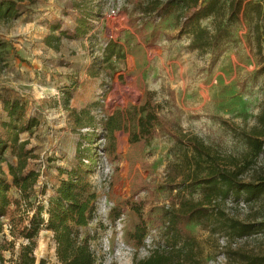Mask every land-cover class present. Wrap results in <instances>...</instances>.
<instances>
[{
    "label": "rangeland",
    "instance_id": "374dc122",
    "mask_svg": "<svg viewBox=\"0 0 264 264\" xmlns=\"http://www.w3.org/2000/svg\"><path fill=\"white\" fill-rule=\"evenodd\" d=\"M152 1L167 0H37L23 4L15 19L0 23V93L23 99L26 116L38 118L42 128L30 142L35 148L29 147L38 156L34 165L44 172L33 202L39 199V206L47 207L50 187L57 183L56 167L74 165L83 135L94 134L91 181L98 211L84 231L97 233L95 246L110 264H130L134 257L144 258L163 246L164 211L181 197L201 201L199 189L177 196L165 187L168 165L179 153L174 137L197 136L222 155L240 157L246 147L237 132L255 126L264 105V78L259 74L264 15L259 17L256 9L248 15L243 11L215 57L190 49L192 37L182 34L178 11L147 14L145 7ZM77 3L94 12L87 34L78 32ZM212 21L201 25L212 28ZM54 27L60 30L54 33ZM65 99L71 101L68 110ZM148 100L161 124L151 141L131 143V133L138 131L144 115L139 109ZM258 172H264V156L243 179H253ZM132 204L142 207L147 222L141 247L130 237L139 222ZM221 208L238 221L264 219V197L245 208ZM114 210L118 218L111 214ZM229 219L209 214L186 225L196 241L199 264L226 254L219 240L229 235L224 228ZM22 244L26 242L16 241V254ZM237 249L262 254L264 242L233 251ZM34 253L37 264L55 263L50 232L40 233ZM228 253V262L216 264H239ZM1 254L6 264H14L10 251Z\"/></svg>",
    "mask_w": 264,
    "mask_h": 264
},
{
    "label": "trees",
    "instance_id": "16d2710c",
    "mask_svg": "<svg viewBox=\"0 0 264 264\" xmlns=\"http://www.w3.org/2000/svg\"><path fill=\"white\" fill-rule=\"evenodd\" d=\"M36 1H0V23L15 19L23 4L34 5ZM77 4L78 32L87 34L94 12L92 9L85 10V5ZM251 9H256L259 17L263 16L264 2L167 0L164 4L152 1L145 7L147 14L160 16L178 11L182 34L192 37L190 49L215 57L221 54L224 42L230 38L231 26L240 20L243 11L246 10L248 15ZM206 19L213 20L212 28L201 25V21ZM59 30L54 27L52 31L55 33ZM259 74L264 78V61ZM2 103L9 121L3 123L7 137L0 139V264L7 262L1 254L3 251L11 252L10 261L14 264H37L34 251L39 235L44 230L52 234L56 259L54 264H104L105 254L95 246L97 233L92 235L84 231L96 219L98 209V195L91 181L95 167V153L91 149L94 134L83 135L76 150L74 165L69 168L56 167L57 183L50 187L52 195L46 200L47 207L39 206L41 200L38 199L35 204L32 198L44 172L33 163L38 160V156L35 149L28 148L30 140L19 142V137L25 133L31 136L41 123L38 118L26 116V108L21 100L4 99ZM139 112L144 115L138 121V131L131 133V143L142 139L151 141L161 124L159 114L150 100ZM237 136L246 147V152L240 157L222 155L197 136L184 134L174 137L179 153L168 165L165 187L176 191L177 196H181L185 190L199 189L202 199L196 202L181 197L177 204L164 211L166 225L163 246L144 258L134 257L130 264H199L195 253L196 241L186 230V225L209 214L230 218L224 226L229 233L224 237L230 241L264 234V219L238 221L221 208L228 199H244L253 203L264 197V172H258L248 181L243 179L249 170H254L258 159L264 156V105L257 116L256 125L238 131ZM10 157L16 161L11 162ZM3 164H7L8 174L3 170ZM48 187L43 184V188L48 190ZM131 209L136 212L139 222L130 237L141 247L148 232L147 222L141 206L132 204ZM111 214H115L116 218L120 215L115 210ZM2 218H6V221L3 222ZM20 239L26 244L20 245L16 254V241ZM225 251L227 262L230 260L228 252L231 251L239 264H264V253L253 254L242 249L233 251L230 246ZM40 264H46V261L41 260Z\"/></svg>",
    "mask_w": 264,
    "mask_h": 264
},
{
    "label": "built area",
    "instance_id": "2783aa9c",
    "mask_svg": "<svg viewBox=\"0 0 264 264\" xmlns=\"http://www.w3.org/2000/svg\"><path fill=\"white\" fill-rule=\"evenodd\" d=\"M112 15L115 16L116 15V11H112ZM42 170H44V167L42 168ZM250 203L246 202L244 199H240L238 201H235L234 199H228L225 203V206L227 208H232V207H236V208H245L247 205H249ZM98 211V209H97ZM2 221L5 222L6 220H4L2 218ZM258 241H264V234H254L252 236H247V237H243V238H238L235 240H228V238L226 237H222L219 240V243L221 244V249H225L226 247L230 246L232 249L233 248H238L241 246H246V245H252L255 242ZM227 261V257L225 253H221L216 259L215 261H212L211 264H216L218 261ZM111 262V261H110ZM109 261H107L105 259L104 264H110Z\"/></svg>",
    "mask_w": 264,
    "mask_h": 264
},
{
    "label": "crops",
    "instance_id": "0c3cea01",
    "mask_svg": "<svg viewBox=\"0 0 264 264\" xmlns=\"http://www.w3.org/2000/svg\"><path fill=\"white\" fill-rule=\"evenodd\" d=\"M4 99H9V95L8 94H4L3 92H1L0 93V139H5L7 137V132L3 129V123L9 121L8 114L5 112L4 105L2 103V100H4ZM17 99H19L22 102H24V100L21 99V98H17ZM70 102H71L70 100L68 101V100L65 99L64 108L66 110H68V108L70 107L69 106ZM25 108H26V105H25ZM41 131H42V128H38L37 130L34 131V133L31 136L29 134H27V133L20 135L19 142L27 140V139H29L30 142H32V138H34L36 136V134H38V132H41ZM29 147H34L35 148V146H32L31 143L28 146V148ZM10 161L11 162H15L16 160H15V158L10 157ZM3 170L5 171L6 174H8V166H7V164H3Z\"/></svg>",
    "mask_w": 264,
    "mask_h": 264
},
{
    "label": "bare ground",
    "instance_id": "6f19581e",
    "mask_svg": "<svg viewBox=\"0 0 264 264\" xmlns=\"http://www.w3.org/2000/svg\"><path fill=\"white\" fill-rule=\"evenodd\" d=\"M125 141V140H124Z\"/></svg>",
    "mask_w": 264,
    "mask_h": 264
}]
</instances>
